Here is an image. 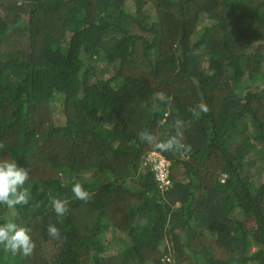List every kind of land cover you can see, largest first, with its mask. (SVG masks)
Instances as JSON below:
<instances>
[{"label":"trees","instance_id":"obj_1","mask_svg":"<svg viewBox=\"0 0 264 264\" xmlns=\"http://www.w3.org/2000/svg\"><path fill=\"white\" fill-rule=\"evenodd\" d=\"M177 118L190 151L140 140ZM0 143L32 195L0 223L36 244L0 264H264V0H0Z\"/></svg>","mask_w":264,"mask_h":264},{"label":"clouds","instance_id":"obj_2","mask_svg":"<svg viewBox=\"0 0 264 264\" xmlns=\"http://www.w3.org/2000/svg\"><path fill=\"white\" fill-rule=\"evenodd\" d=\"M194 118H199L201 114H207L209 107L201 102L196 107L189 108ZM175 133L164 140H160L156 135L148 130H143L139 133L140 140L147 143L149 146H154L160 152H171L173 154H183L185 151H190V146L184 143L185 121L177 118L174 121ZM4 147L0 143V148ZM29 178V171L24 167L18 166L16 160L0 159V205L5 206L9 210H14L16 207L25 206L32 200V195L28 187H25L26 181ZM72 193L78 200L88 202L92 198V194L84 188L80 182H74ZM51 207L58 218L64 217L69 211V201L50 197ZM15 213H12V217ZM50 238L57 241L66 240V236H62L60 229L56 224L50 223L47 228ZM0 246H3L5 252L13 254L22 253L24 256H30L36 244L33 241L30 230L20 226L14 221V218H5V222L0 223Z\"/></svg>","mask_w":264,"mask_h":264},{"label":"built area","instance_id":"obj_3","mask_svg":"<svg viewBox=\"0 0 264 264\" xmlns=\"http://www.w3.org/2000/svg\"><path fill=\"white\" fill-rule=\"evenodd\" d=\"M154 171L157 184L160 188L165 189L171 184L169 177V161L159 152H150L146 155L144 162Z\"/></svg>","mask_w":264,"mask_h":264},{"label":"rangeland","instance_id":"obj_4","mask_svg":"<svg viewBox=\"0 0 264 264\" xmlns=\"http://www.w3.org/2000/svg\"><path fill=\"white\" fill-rule=\"evenodd\" d=\"M104 64H105V62H103V63H100V64H99V69H100V68H102V66H104ZM60 110H61V107L59 106V107H58V109H57V111H59V112H60ZM144 165H145V163H143V166H142V168H144ZM51 252H52V251H51Z\"/></svg>","mask_w":264,"mask_h":264}]
</instances>
